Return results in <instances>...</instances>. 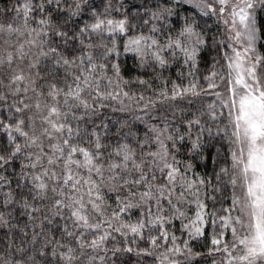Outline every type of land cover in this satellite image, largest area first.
Masks as SVG:
<instances>
[{"label":"snow or ice","instance_id":"snow-or-ice-1","mask_svg":"<svg viewBox=\"0 0 264 264\" xmlns=\"http://www.w3.org/2000/svg\"><path fill=\"white\" fill-rule=\"evenodd\" d=\"M0 264H264V0H0Z\"/></svg>","mask_w":264,"mask_h":264}]
</instances>
